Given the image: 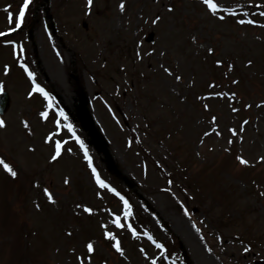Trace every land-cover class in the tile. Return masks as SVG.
Returning a JSON list of instances; mask_svg holds the SVG:
<instances>
[{"label": "rangeland", "instance_id": "obj_1", "mask_svg": "<svg viewBox=\"0 0 264 264\" xmlns=\"http://www.w3.org/2000/svg\"><path fill=\"white\" fill-rule=\"evenodd\" d=\"M31 1L22 29L0 41V82L10 96L9 110L0 117L6 121L0 128V156L18 172L10 180L0 165V264H78L76 256L84 254L87 240L96 247L91 264H152L153 256L157 264H184L181 251L189 264H264V163L259 161L264 156V106H258L264 100V16L259 14L264 0H217L236 12L218 13L224 20L207 12L202 0H123L124 11L121 0H93L90 9L87 0ZM22 3L0 0V33L15 28V16L9 22L8 12L18 13ZM157 15L161 20L153 24ZM251 19L258 23H247ZM150 35L152 42L147 41ZM208 47L215 51L208 53ZM217 59L225 64L216 65ZM22 62L36 74V83L56 95L54 105L68 114L61 129L72 123L86 145L88 137L74 119L81 95L88 99L119 177L107 172L102 157L87 145L89 154L101 178L132 204L129 220L139 239L112 225V212L123 215L122 201L99 189L74 137L60 131L74 151L50 162L52 145L45 135L54 130L52 110L47 121L40 117L47 101L42 95L28 97L32 84L22 74ZM229 64L235 67L228 69ZM52 75L61 81L51 80ZM213 82L217 87L209 89ZM209 91L238 95L234 101L209 99ZM229 104L239 112L233 113ZM212 115L218 117L216 124ZM231 128L243 139L233 136ZM238 155L250 164L241 165ZM169 179L173 184H167ZM44 187L53 192L55 204L47 200ZM104 224L120 237L124 256L110 247ZM144 229L167 251L144 236ZM242 242L252 244L249 253L242 251Z\"/></svg>", "mask_w": 264, "mask_h": 264}, {"label": "snow or ice", "instance_id": "obj_2", "mask_svg": "<svg viewBox=\"0 0 264 264\" xmlns=\"http://www.w3.org/2000/svg\"><path fill=\"white\" fill-rule=\"evenodd\" d=\"M30 3H31V0H23L22 5L19 7L18 13L14 14L11 11L8 12L9 22H13V18L15 16V21H14L15 28L10 29L11 31H14L16 28H19L25 22V15H26V12L30 6ZM92 4H93V0H87V6L89 7V9L91 8ZM202 5L205 7V10L207 12H209L212 16L217 17L219 20H224L226 17L224 15H218V13H229L233 16L236 15V12L233 8L224 7L223 5L217 3V0H202ZM10 7L11 6H9V8ZM240 7H243V6H240ZM119 8L121 11L125 10V3L123 2V0H121V3L119 4ZM168 11L169 12L173 11V8L171 5L168 6ZM245 14H247V13H245ZM259 14L261 16H264V12H260ZM160 20H161V17L159 15H157L152 20V23L153 24L158 23ZM238 22L240 24H244L246 21L243 19H240ZM247 23L256 24V23H258V21H256L255 19H251V20H248ZM0 35H3V33H0ZM192 40L195 42L196 37L193 36ZM8 43L14 44L15 41H8ZM21 48H22V45H21ZM155 51H156L155 49H152V52H155ZM214 51H215V49L213 47L207 48L208 53H213ZM160 55H164V52H161ZM138 56H139V53H138ZM140 58L142 59L143 57L140 56ZM252 63H253L252 60L247 61V64L249 66H251ZM215 64L216 65H224L225 61L222 59H217L215 61ZM21 66L27 72L28 77L31 78L32 87L27 93L28 97L32 98L34 95L40 94L47 101V106L44 108L43 111L39 112L40 117L44 118L45 121H47L49 118V114H50L49 110H52L54 130L49 131L45 135V142L52 145V151L50 152V157H49L50 162H58L62 158L63 153L67 152V153L71 154L74 151L72 147H66V145L69 143V140L65 139L64 136H59L60 131L63 130L65 135L70 134L69 139L74 137L75 142H77L79 144L80 149H82V151H83V159L86 161V167L91 169V174L94 178L95 183L99 186V189L110 191L116 197H118L120 201H122L123 215L121 216V215L117 214L116 212H112V215L114 217V219H112V221H111L112 225H114L117 229L126 230V231L130 232L132 237L139 239L141 234L137 231V228L135 226H133V223L129 220V218L134 215V212L132 210L133 209L132 204L129 202V200L124 195L121 194L120 191H118L115 187H113L111 184L107 183L104 179L101 178L99 172L97 171L96 167L93 164V158L89 154L88 146L85 144L84 140L81 139V137L76 134L74 125L72 123H67V124H64L63 129H61V121L62 120L67 121L68 120V114L65 112V110L63 108L58 107V105H54L55 97H53L45 88L41 87L40 84L36 83V79H35L36 74L29 69L28 64L22 62ZM161 67H163L164 72L167 73L169 76L174 74L173 70L170 67H164L163 65H161ZM227 67H228V69H232L235 67V65L229 64V65H227ZM10 70L11 69H10L9 65L4 66L5 74H8L10 72ZM225 75H227V72L225 73ZM181 79H182V77L180 75H175V80L180 81ZM232 83L233 84H239V80L233 79ZM216 87H217V85L215 84V82L209 84V89H214ZM4 90H5V85L3 82H0V93H2ZM237 95L238 94L235 91H229L227 93L224 91H209L207 93V97L209 99L213 98V97H217V98L227 97L233 101L236 100ZM258 106H264V100H262L260 102V105H258ZM229 107L233 113L239 112V109L237 107H235L234 105L229 104ZM244 107L251 108L252 105L251 104H245ZM203 108L204 109H210L209 103H204ZM57 116H59L60 119H56ZM217 119H218V117L216 115L211 116V121L213 124H216ZM117 122L119 123V121H117ZM22 123H23L25 129L30 130V122L28 120H24ZM247 123H248L247 120L243 121L244 125H246ZM3 127H6V121L4 119L0 118V128H3ZM217 127H219V125H217ZM229 131L232 133L233 136L238 137L240 139H243V137L239 135V132L236 128H231V129H229ZM240 131H243V127H241ZM209 134L210 133H208V132L204 133L205 136H208ZM57 136H59L58 139L56 138ZM133 142H134V138H133V140H129L128 141L129 146H131V144ZM201 143H203V141H201ZM228 143H229V145H231L233 143L232 139H229ZM32 150L34 151V149H32ZM236 159H237V161H239V163L241 165L248 166L250 164V161L242 155H238L236 157ZM259 161L261 163H264V156H260ZM0 165L3 166V169L8 174H10L11 177L16 178L18 176V172L14 169L13 164L6 162L5 158L2 156H0ZM69 183H70V179L66 177L64 179V184L68 185ZM167 184L171 185V184H173V181L171 179H169L167 181ZM36 186L37 187L40 186L39 181L36 182ZM163 190L166 192L172 193V189L170 187H166ZM43 193L45 194L47 200L50 203L55 204L57 202L55 197H54L53 192L48 187L43 188ZM98 195H103V193L98 192ZM173 195H174V193H173ZM261 195H264V193H261ZM35 206L37 209H39L41 207V205L39 203H37ZM76 207L78 209H82L84 212L89 213V214L94 212V208L87 206V205L77 204ZM109 211H111V210H109ZM183 211H184V214L187 216L188 215V209L186 207H184ZM124 221H128V222L125 223ZM192 227L195 229V231L198 234H200V239L204 240V236L202 234L201 228L198 227L194 221L192 222ZM102 228L104 229L103 235L109 241L110 247L113 248L115 250V252L118 253L119 255L124 256L125 255V249L122 246V241H121L120 237L115 232L108 230L107 224L102 225ZM67 234L69 236H71L72 232L69 231ZM143 235L147 236V238L150 241H152V243L155 244V246L158 249H165V245L163 243L158 242L147 229H144ZM221 242H223L222 237H221ZM242 245H243V242H242ZM251 250H252V244L251 243H248L247 245L242 246V251L244 253H249ZM75 251H76V249H73V252H75ZM83 251H84V254L82 256L81 255L76 256L78 264H91L93 256L90 254H95V252H96V247H95L94 243L91 240L85 241L84 245H83ZM140 251L142 253H144L145 256H147V253L145 252L143 247H141ZM166 251L167 250L165 249V252ZM206 251L211 253L213 251V249L211 247L206 246ZM161 258H163V257H161ZM151 261H152V264H157V258L155 256L151 257ZM105 264H107V261H105Z\"/></svg>", "mask_w": 264, "mask_h": 264}, {"label": "water", "instance_id": "obj_3", "mask_svg": "<svg viewBox=\"0 0 264 264\" xmlns=\"http://www.w3.org/2000/svg\"><path fill=\"white\" fill-rule=\"evenodd\" d=\"M43 2L45 3L47 0H43ZM8 106L9 98L7 94H2L0 96V114H4ZM77 120L89 137L88 143L92 145L98 153L103 154L107 168L110 171L115 172V165L109 155L107 144L104 142L102 135L95 127L93 119L87 109V100L84 98L79 102L77 107Z\"/></svg>", "mask_w": 264, "mask_h": 264}, {"label": "bare ground", "instance_id": "obj_4", "mask_svg": "<svg viewBox=\"0 0 264 264\" xmlns=\"http://www.w3.org/2000/svg\"><path fill=\"white\" fill-rule=\"evenodd\" d=\"M52 79H53V80L59 79V80L61 81V77H59V76H53V75H52L51 80H52Z\"/></svg>", "mask_w": 264, "mask_h": 264}]
</instances>
